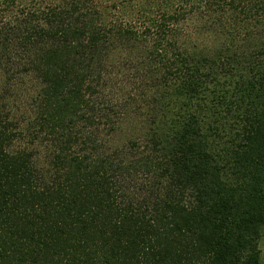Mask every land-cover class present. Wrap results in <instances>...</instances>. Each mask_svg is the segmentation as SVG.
Returning <instances> with one entry per match:
<instances>
[{
  "label": "trees",
  "instance_id": "16d2710c",
  "mask_svg": "<svg viewBox=\"0 0 264 264\" xmlns=\"http://www.w3.org/2000/svg\"><path fill=\"white\" fill-rule=\"evenodd\" d=\"M14 1L0 264H260L264 0Z\"/></svg>",
  "mask_w": 264,
  "mask_h": 264
},
{
  "label": "rangeland",
  "instance_id": "374dc122",
  "mask_svg": "<svg viewBox=\"0 0 264 264\" xmlns=\"http://www.w3.org/2000/svg\"><path fill=\"white\" fill-rule=\"evenodd\" d=\"M13 1L14 0H0V26L10 22L13 19L12 15H14L13 10L15 8ZM3 81H4L3 74L0 71V92H2L1 90H2ZM258 247L260 249V264H264V233L262 234L259 240Z\"/></svg>",
  "mask_w": 264,
  "mask_h": 264
}]
</instances>
